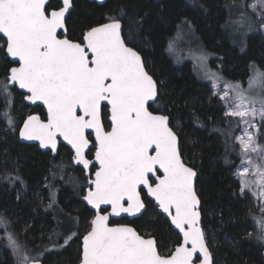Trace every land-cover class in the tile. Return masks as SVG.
I'll return each instance as SVG.
<instances>
[{
	"label": "snow or ice",
	"instance_id": "1",
	"mask_svg": "<svg viewBox=\"0 0 264 264\" xmlns=\"http://www.w3.org/2000/svg\"><path fill=\"white\" fill-rule=\"evenodd\" d=\"M74 6V0H61L55 8L49 0H0V34L6 37V54L18 63L8 69L6 82H0V96L6 99L0 119L17 130L11 87L18 85L29 93L25 100L42 102L47 109L44 118L28 115L18 129L19 137L39 141L41 148L53 153L62 138L71 146L74 164L84 169L95 167L83 196L96 214L83 235L81 264H214L201 227L200 199L194 187L197 172L181 158L170 117L163 114L157 80L146 70L140 52L129 46L141 35L143 17L127 18L125 25L126 14L121 9L74 41L66 35L67 14ZM247 7L259 10L264 27V0H253ZM246 15L241 12L240 21L230 23H242ZM250 71L247 89L239 82H226L222 94H212L222 102L224 117L243 126V134L235 137L240 163L233 176L239 194L247 198L246 193L251 192L261 201L264 213V144L258 142V137L264 138V70L250 65ZM209 78L217 89L216 81L221 78L216 73ZM153 104L155 111L150 110ZM93 148L95 163L87 158ZM53 167L64 169V165ZM3 178L11 184L23 183L12 173ZM69 182L77 183L73 177ZM144 190L182 237L168 254L159 251L151 235L109 223L110 216H136L147 211ZM55 202L53 194L47 207L52 208ZM102 205L110 206L111 212L102 214L106 211ZM257 222L261 225L258 239L264 240V216ZM10 227L11 222L0 215V232L13 249L17 264H41L43 252L31 255ZM76 235L65 236L64 244Z\"/></svg>",
	"mask_w": 264,
	"mask_h": 264
},
{
	"label": "trees",
	"instance_id": "2",
	"mask_svg": "<svg viewBox=\"0 0 264 264\" xmlns=\"http://www.w3.org/2000/svg\"><path fill=\"white\" fill-rule=\"evenodd\" d=\"M49 2L54 8L60 5L59 0ZM241 3L244 2L107 0L99 5L74 0V9L66 19L67 37L78 40L90 26L107 21V16L117 15L121 9L126 14L125 25L127 18L143 17L141 35L129 45L140 52L147 71L157 80L160 102L165 106L163 114L170 117L178 135L181 157L197 172L202 227L209 235L207 244L214 264H264V240L258 239L261 225L257 222L264 214L254 207L249 192L247 198L239 194V184L233 176L240 162L235 141L240 126L224 117L220 100L213 96L209 82L196 74L187 55L189 51L204 54L209 66L232 82L245 84L252 74L250 65L264 70V40L258 28L261 20L246 6L238 7ZM241 12L247 15L242 23H235L240 27V37L231 31L230 21H240ZM0 46V82H6L12 63L5 55L1 37ZM217 63L221 64L219 68ZM11 92V111L18 127L13 131L0 119V215L11 222L9 230L22 244L26 243L31 255L43 252L42 264H78L80 239L92 215L81 200L86 178L73 165L67 148L61 146L52 155L20 141L18 129L25 117L31 112H43L39 106L28 107L15 87ZM5 105L6 99L0 96V113L6 111ZM155 109L153 104L150 110ZM53 165H64V169ZM7 173L18 175L23 183L6 182L3 177ZM69 177L77 183L69 182ZM53 194L56 202L48 208ZM147 205V211L130 223L141 233L153 235L159 251L165 252L177 243L178 236L152 202L147 201ZM71 232L77 235L65 245L64 237ZM3 237L0 232V264H17L13 249Z\"/></svg>",
	"mask_w": 264,
	"mask_h": 264
},
{
	"label": "rangeland",
	"instance_id": "3",
	"mask_svg": "<svg viewBox=\"0 0 264 264\" xmlns=\"http://www.w3.org/2000/svg\"><path fill=\"white\" fill-rule=\"evenodd\" d=\"M241 1L244 2V4L246 5L247 10H248L253 16H255L257 19H260L259 16L257 15V12L259 11L258 9H257V12H254L250 7H247V5H248V4H251V3L253 2V0H241ZM230 28H231V31H232L233 33H235L236 35H239L240 37L242 36L241 33H240V31H239L240 27H239L238 24L232 23L231 26H230ZM258 28H259V30H260V34H261V36H262V38H263V40H264V27H261V23H260V25H258ZM237 29H238V30H237ZM238 31H239V32H238ZM180 36H181V38L183 39V34H181ZM189 52H190V53H188L187 55H188L189 59L191 60V62L193 63V65L195 66V72H196V74H197L200 78H202L203 80L209 82V85H210V88H211L212 93H213V91H217V92H220V94H222V91L225 90V89H224V85H225L226 82H231V83L238 82V81H234V82H232V81H227V80H224L223 78H221V76H220V74L217 72V70H214V69H212V68L209 66V64H208V59H207V57H206L204 54H201V53H198V52H193V51H189ZM201 55L205 56L206 59L202 61V60L200 59V56H201ZM216 65H217L218 68L221 66L220 63H217ZM212 73H216V74H218V76L221 78V79H219L218 81H216V83H218V85H219V87H218L217 89H213V88H212V84H213L214 81H213L212 79L209 78L210 75H211ZM251 75H252V74H251ZM248 80H249V78L247 79V81H246L245 84H243V83L240 82V81H239V83L241 84V86H242L243 88L247 89V88H248ZM229 91H230V90H229ZM220 102H221V101H220ZM221 104H222V102H221ZM224 111H225V109H224ZM257 122H259V118H257ZM242 134H243V126L240 125V129H239L238 133L236 134V136H240V135H242ZM236 142H237V141H236ZM258 142L261 143V144H264V138H260V137H258ZM237 143H238V142H237ZM254 158H255V157H254ZM239 163H240V162H239ZM235 171H236V169H235ZM249 194H250L251 201H252L254 207H255L260 213H262V212H261V206H262L261 201H260L258 198L254 197V196L252 195L251 192H249ZM262 214H264V213H262ZM204 231H205L206 241L208 242L209 235L207 234L206 230H204ZM173 247H174V246L171 245V246L168 247V249H172Z\"/></svg>",
	"mask_w": 264,
	"mask_h": 264
},
{
	"label": "water",
	"instance_id": "4",
	"mask_svg": "<svg viewBox=\"0 0 264 264\" xmlns=\"http://www.w3.org/2000/svg\"><path fill=\"white\" fill-rule=\"evenodd\" d=\"M60 1V3H61V0H59ZM88 1H93V2H95V3H97V4H99V5H102V4H104L107 0H103V3H100L99 2V0H88ZM71 12V11H70ZM69 14H67V16H68ZM67 19V18H66ZM105 22H107V21H105ZM105 22H103V23H105ZM0 37H2L3 39H4V41L6 40V37H4L3 36V34H0ZM131 47V46H130ZM5 48H6V45H5ZM5 54H6V51H5ZM6 56L8 57V59H9V61L10 62H12V63H14L13 61H14V58H12V57H10L9 55H7L6 54ZM13 66H18V63H15V65H13ZM12 66V67H13ZM151 75V74H150ZM15 88L19 91V92H21V93H23L24 94V96H26V95H28L29 93H27V91L26 90H24V89H19V86L18 85H16L15 86ZM24 103L26 104V105H31V106H34V105H40L42 108H43V110H44V113H45V116H46V112H47V109H46V106H44L43 104H42V102H36V104H32L30 101H27V100H25L24 99ZM36 115H38V114H36ZM27 118V117H26ZM25 118V119H26ZM24 119V120H25ZM23 120V121H24ZM170 126V125H169ZM20 127H23V122H22V124H21V126ZM171 127V126H170ZM108 130H110V128L108 129ZM172 130H173V128H172ZM174 131V130H173ZM175 132V131H174ZM18 135H19V130H18ZM177 135V134H176ZM93 137H94V134H93ZM178 137V136H177ZM19 139H20V141L21 142H24V143H27V144H34V145H37V147L41 150V151H50L51 152V154L52 155H55L56 153H53L52 151H51V149L49 148V149H44V148H41L40 147V145H39V141H28V140H24V139H22V138H20L19 137ZM59 143H63L66 147H68L69 149H70V151L72 152V150H71V146L70 145H68L66 142H64L63 140H62V138H59ZM59 143H58V145H59ZM178 143H179V139H178ZM95 153V152H94ZM72 156H73V152H72ZM182 158V157H181ZM90 160H93V162L95 163V161H94V154H93V158L92 159H90ZM183 160V159H182ZM184 161V160H183ZM73 162V161H72ZM185 162V161H184ZM186 163V162H185ZM74 164V163H73ZM187 164V163H186ZM74 165H76V164H74ZM76 166H80L84 171H85V173L87 174V175H89L88 174V169H84L83 168V166L82 165H76ZM97 167H98V165H96ZM187 166H189V167H191L189 164H187ZM90 168V167H89ZM193 168V167H192ZM194 169V168H193ZM195 170V169H194ZM196 171V170H195ZM92 178H94V176L92 175ZM196 180H197V176H196V178L194 179V187H195V189H196ZM145 192H146V190H145ZM197 192V191H196ZM86 193H87V190H86V192H85V194L84 195H86ZM83 195V196H84ZM198 195V194H197ZM199 197V196H198ZM151 201H153V203H154V205H155V202H154V200L152 199V198H150V197H148ZM200 199V198H199ZM82 201L84 202V204L94 213V215L96 214V210L95 209H93L92 208V206L91 205H88L87 204V202L86 201H84L83 200V197H82ZM101 208L102 209H106V211H105V213L103 212L102 214H108V213H110L111 212V208H110V206H108V205H102L101 206ZM157 210L160 212V210L157 208ZM200 212H201V201H200ZM161 213V212H160ZM163 216H165L166 217V214H163V213H161ZM141 214H137L136 216H130V215H128V214H124V213H122L120 216H110V218H113V219H119V218H121V217H127L128 219H133V218H135V217H138V216H140ZM167 218V217H166ZM168 219V218H167ZM110 220V219H109ZM169 220V222H170V219H168ZM201 223H202V213H201ZM114 226V225H113ZM127 226H130V227H133V226H131V225H127ZM172 226V225H171ZM173 228H174V226H172ZM201 227H202V225H201ZM134 228V227H133ZM203 228V227H202ZM90 230V229H89ZM88 230V231H89ZM204 230V229H203ZM176 232H177V230H175ZM87 233V232H86ZM85 233V234H86ZM84 234V235H85ZM80 242H81V245H80V261H79V264H81V258H82V249H83V236L81 237V240H80ZM207 242V241H206ZM208 245V244H207ZM209 247V246H208ZM209 250H210V248H209ZM174 251V250H173ZM210 252H211V250H210ZM212 254V253H211ZM199 255V254H198ZM212 259H213V257H212ZM41 264H42V262H41Z\"/></svg>",
	"mask_w": 264,
	"mask_h": 264
},
{
	"label": "flooded vegetation",
	"instance_id": "5",
	"mask_svg": "<svg viewBox=\"0 0 264 264\" xmlns=\"http://www.w3.org/2000/svg\"><path fill=\"white\" fill-rule=\"evenodd\" d=\"M95 26H97V25H95ZM94 27V26H93ZM87 31V30H86ZM2 38V37H1ZM3 39V38H2ZM70 39V38H69ZM4 40V39H3ZM71 40H74V41H79V39L77 40V39H71ZM4 43H5V41H4ZM130 46V45H129ZM132 47V46H131ZM4 50H5V47H4ZM6 55V54H5ZM8 58V57H7ZM144 61V60H143ZM12 63V62H11ZM13 65H15V63H12V66ZM11 66V67H12ZM10 67V68H11ZM146 68V67H145ZM147 70V69H146ZM150 74V73H149ZM154 78V77H153ZM15 87V86H14ZM21 93V92H20ZM22 96H23V101H24V94L22 93ZM28 107H30V108H34V107H37V106H39L41 109H42V114H40L39 112H31V113H29L28 115H30V114H38V115H40L42 118H44L45 117V113H44V110H43V108L40 106V105H34V106H31V105H27ZM27 115V116H28ZM166 115V114H165ZM26 116V117H27ZM25 117V118H26ZM170 126H171V128H173L172 127V125H171V122H170V124H169ZM105 126H106V129L108 130L109 129V127H108V121H107V119H105ZM173 130L175 131V129L173 128ZM175 133H176V131H175ZM177 134V133H176ZM178 136V135H177ZM179 139V138H178ZM61 146H63V147H65V148H67L68 149V151L70 152V155H71V160H72V152L70 151V149L68 148V147H66L63 143H59V145H58V151H57V153L60 151V147ZM50 152V151H49ZM94 152H95V149L93 148L92 149V151L90 152V153H88V156H87V158L88 159H92L93 158V154H94ZM56 153V154H57ZM55 154V155H56ZM183 159V158H182ZM73 163V162H72ZM74 165V164H73ZM74 166H76V165H74ZM77 167H79L81 170H82V172H83V174H84V176H85V178H86V187H85V189H84V191H83V195L85 194V192H86V190L88 189V187H89V185H88V183H87V181L90 179V178H92V175L94 174V171H95V167H92V166H90V168L88 169V174L89 175H87L86 173H85V171L80 167V166H77ZM83 195H82V197H83ZM142 196H144V198H145V203L147 204V201H151L147 196H146V192H145V190H144V192H142ZM82 197H81V200H82ZM152 202V204L154 205V203H153V201H151ZM154 207H155V205H154ZM156 210H157V208H156ZM158 211V210H157ZM92 212V211H91ZM159 212V211H158ZM104 213H105V211H104ZM160 213V212H159ZM161 214V213H160ZM162 215V214H161ZM163 216V215H162ZM94 217V213L92 212V215H91V217H90V220H89V222L91 221V219ZM139 217V216H138ZM138 217H135V218H133V219H128L127 217H121V218H119V219H113V218H110V220H109V223H110V225H117V224H123V225H131V226H133L135 229H136V227L134 226V225H132L131 223H130V221H132V220H134V219H136V218H138ZM164 218H166L165 216H163ZM166 220H167V222L169 223V225H170V227L172 228V230L177 234V232L174 230V228L171 226V224H170V222H169V220L166 218ZM201 225H202V223H201ZM89 230V227H88V229L82 234V236L87 232ZM137 230V229H136ZM138 231V230H137ZM138 232H140V231H138ZM141 233V232H140ZM141 234H144V233H141ZM148 235H151V234H148ZM81 236V237H82ZM152 237H154L153 235H151ZM177 236H178V241H177V243H175V244H173V248L172 249H167L165 252H162V253H164V254H168L170 251H173L174 249H175V247L177 246V244H178V242L182 239V237L181 236H179L178 234H177ZM155 238V237H154ZM81 240V239H80ZM80 245H81V242H80ZM159 249V248H158ZM212 253V252H211ZM213 257V256H212ZM79 261H80V256H79ZM79 261H78V264H79ZM214 261V260H213Z\"/></svg>",
	"mask_w": 264,
	"mask_h": 264
}]
</instances>
